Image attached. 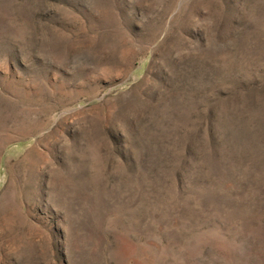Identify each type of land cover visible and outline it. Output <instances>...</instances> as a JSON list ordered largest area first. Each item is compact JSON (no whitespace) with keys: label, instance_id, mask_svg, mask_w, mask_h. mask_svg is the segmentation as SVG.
I'll return each instance as SVG.
<instances>
[{"label":"rangeland","instance_id":"obj_1","mask_svg":"<svg viewBox=\"0 0 264 264\" xmlns=\"http://www.w3.org/2000/svg\"><path fill=\"white\" fill-rule=\"evenodd\" d=\"M0 264H264V0H0Z\"/></svg>","mask_w":264,"mask_h":264}]
</instances>
